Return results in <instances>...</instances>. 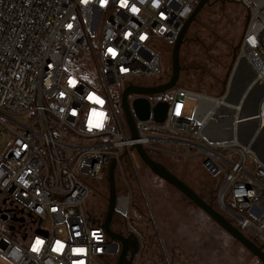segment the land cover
<instances>
[{"label": "built area", "instance_id": "2783aa9c", "mask_svg": "<svg viewBox=\"0 0 264 264\" xmlns=\"http://www.w3.org/2000/svg\"><path fill=\"white\" fill-rule=\"evenodd\" d=\"M238 1L248 20L222 94L180 86L148 98L150 110L167 103L165 118L134 117L131 140L122 91L160 74L159 43L173 46L195 2L0 0V131L9 140L0 158V264H109L119 246L85 203L112 159L118 167L135 145L201 156L219 180L222 214L264 251V0ZM186 98L196 101L191 119ZM216 121L226 128L212 134ZM127 206L116 196V210Z\"/></svg>", "mask_w": 264, "mask_h": 264}, {"label": "rangeland", "instance_id": "374dc122", "mask_svg": "<svg viewBox=\"0 0 264 264\" xmlns=\"http://www.w3.org/2000/svg\"><path fill=\"white\" fill-rule=\"evenodd\" d=\"M236 3L239 1L210 0L209 4L198 13L180 49L179 62L182 71L175 87H190L209 94L220 91V85L224 81L230 61L234 58L247 17L243 7ZM209 30L215 31L224 39L214 40L208 34ZM196 40L204 41L214 63L204 57L203 46ZM158 49L161 62L160 74L156 77L136 80V84L158 85L168 80L172 47L159 43ZM200 63L205 64L206 67L203 68L205 70H189L190 67H197ZM154 99H165V94H158ZM184 104L185 117L191 119L196 101L186 98ZM8 143V136L0 131V158ZM150 151L157 163L164 166L222 214L217 201L219 180L207 175L201 165V156L191 155L184 148L175 145L157 146ZM248 161L251 162V159ZM114 180L116 196H126L128 206L126 213L115 209L111 230L113 228L120 230L124 233L121 234L123 236L133 233L138 240L139 234L144 235V230L147 238L154 231L158 241L156 247L146 249L144 247L142 249L139 242V249L132 264H258L255 257L199 208L175 188L154 176L136 155L122 159L121 164L115 169ZM107 200L106 174H101L99 179L91 184L90 196L85 203L86 211L91 217L103 222ZM134 206L144 209L152 227L149 224L143 225V220L141 221L132 210ZM131 218H134V223L129 221ZM254 240L253 242L258 245ZM146 243L150 242L147 240ZM118 253L119 250L114 254V262L110 264L116 263Z\"/></svg>", "mask_w": 264, "mask_h": 264}, {"label": "water", "instance_id": "95a60500", "mask_svg": "<svg viewBox=\"0 0 264 264\" xmlns=\"http://www.w3.org/2000/svg\"><path fill=\"white\" fill-rule=\"evenodd\" d=\"M209 1L210 0H198L192 15L184 23L181 32L174 42L171 50L170 76L168 80L165 83L158 85H129L122 91L121 111L131 140L137 139L134 117L141 121L147 120L150 113L152 112V116L155 121L162 122L164 120L168 108L167 103L159 102L152 108V110H150L148 98L164 93L165 91L170 90L177 85L180 72L182 71L179 62L180 49L186 41L185 36L189 27L195 21L198 13L204 8V6L209 4ZM247 20L248 17H246V22ZM132 97L135 98L129 102L130 98ZM197 147L203 149L202 146ZM132 149L135 151L136 156L140 159L143 165L146 166L154 176L175 188L194 206L206 214L219 228H221L226 234H228L245 250H247L253 257H255L259 262L264 263V251L262 249L263 245L259 246L253 241L249 240L242 232L233 226L223 214L216 211L212 205L206 203L190 187L170 173L164 166L154 161L142 146L135 145L132 147ZM116 164V161L112 159L107 170L106 182L108 185V200L101 228L103 227L109 239L113 241L116 246H119V253L115 264H132V259L139 249L138 238L133 233H129V235L126 237L111 230V221L116 209V191L114 180ZM16 221L22 222V219ZM131 246L133 247V250L131 257L128 258L129 249H131Z\"/></svg>", "mask_w": 264, "mask_h": 264}, {"label": "trees", "instance_id": "16d2710c", "mask_svg": "<svg viewBox=\"0 0 264 264\" xmlns=\"http://www.w3.org/2000/svg\"><path fill=\"white\" fill-rule=\"evenodd\" d=\"M231 1V0H230ZM198 2V1H197ZM197 2H195V4L197 3ZM236 4H238V5H240V6H242L240 3H236ZM243 7V6H242ZM243 9H244V7H243ZM245 10V9H244ZM246 11V10H245ZM247 13V12H246ZM245 22H246V20H245ZM244 27H245V23H244ZM244 27H243V30H244ZM210 31V30H209ZM242 33H243V31H242ZM208 34H210V36H211V38H213L214 40H222V39H224V37H222V36H220V35H218L215 31H210V32H208ZM242 35V34H241ZM241 38V37H240ZM196 41H199V40H196ZM200 42V44H201V46H203V50H204V57L207 59V60H212V55H210L209 54V52H208V47L206 46V44H204L203 42V40H200L199 41ZM198 43V42H197ZM239 43V42H238ZM237 46H238V44H237ZM237 46H236V48H237ZM207 47V48H206ZM236 50V49H235ZM232 61H233V58H232V60L230 61V64H229V66H228V69H227V72H226V74H225V77H224V81L222 82V84L220 85V91L218 92V93H215V94H213V93H206L205 91H197V90H195V89H193V88H190V87H185V88H188V89H190V90H193V91H195V92H197V93H200V94H204V95H208V96H211V97H219L221 94H222V92H223V87H224V82H225V79H226V76H227V74H228V71H229V69H230V66H231V64H232ZM210 62V61H209ZM212 62L214 63V61L212 60ZM206 66H205V64H199V66H197V67H190L189 68V70H191V71H196V70H198V71H202V69L203 68H205ZM203 70H205V69H203ZM169 78V77H168ZM183 87V86H182ZM146 152H147V154L152 158V152L148 149V150H146ZM154 161H156L154 158H152ZM203 199V198H202ZM204 200V199H203ZM205 201V200H204ZM206 202V201H205ZM132 210L136 213V215L138 216V218H140L141 219V221L143 220V222H144V224L143 225H150L151 227H152V225H151V223H150V221H149V219L147 218V215H146V213H144V209L143 208H140V207H136V206H134L133 208H132ZM96 220H98V221H100V222H102V220H100V219H96ZM130 222H132V223H134V218H131L130 220H129ZM140 222V221H139ZM114 231H115V229H114ZM152 231H153V228H152ZM117 232V231H116ZM139 236H140V242H141V248L143 249V247L146 249V248H150V247H156L157 245H158V241H157V237H156V233L153 231V233H152V235L150 236V237H146V232H145V230H144V235H142V234H139ZM249 240H251V241H253L251 238L252 237H250L249 235H245ZM149 241L150 243L149 244H147L146 243V241ZM255 241V240H254ZM114 260H115V257H114V255H111L110 256V258H109V264L111 263V262H114ZM257 260V259H256ZM257 262H258V260H257Z\"/></svg>", "mask_w": 264, "mask_h": 264}, {"label": "bare ground", "instance_id": "6f19581e", "mask_svg": "<svg viewBox=\"0 0 264 264\" xmlns=\"http://www.w3.org/2000/svg\"><path fill=\"white\" fill-rule=\"evenodd\" d=\"M207 122H208V119L201 117L199 119L200 127H204ZM210 126L211 127L208 130L212 134L222 133L226 128V125L223 124V121H216L213 124L211 123Z\"/></svg>", "mask_w": 264, "mask_h": 264}, {"label": "flooded vegetation", "instance_id": "af4514ba", "mask_svg": "<svg viewBox=\"0 0 264 264\" xmlns=\"http://www.w3.org/2000/svg\"><path fill=\"white\" fill-rule=\"evenodd\" d=\"M112 230L114 231V228H113ZM116 231H117V232H116ZM114 232L119 233V234H124V233H122V231H120V230H115ZM128 235H129V234H127L126 237H127ZM124 236H125V235H124ZM139 240H140V239H139ZM139 240H138V242H140ZM140 243H141V242H140ZM132 250H133V247L131 246V249H129L128 258L131 257ZM134 257H135V255H134ZM134 257H133V259H132V262L134 261Z\"/></svg>", "mask_w": 264, "mask_h": 264}]
</instances>
